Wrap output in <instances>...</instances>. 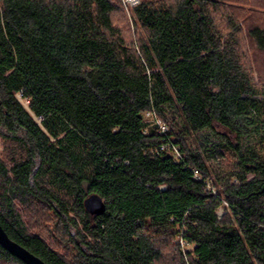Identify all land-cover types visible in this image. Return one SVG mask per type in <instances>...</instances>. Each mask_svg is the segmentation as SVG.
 Returning <instances> with one entry per match:
<instances>
[{
    "label": "trees",
    "instance_id": "obj_1",
    "mask_svg": "<svg viewBox=\"0 0 264 264\" xmlns=\"http://www.w3.org/2000/svg\"><path fill=\"white\" fill-rule=\"evenodd\" d=\"M232 1L251 2L140 0L135 41L114 23L123 0H0V224L13 241L46 264H264V92ZM246 24L264 52V22ZM94 194L99 216L85 209ZM0 262L25 264L1 244Z\"/></svg>",
    "mask_w": 264,
    "mask_h": 264
},
{
    "label": "rangeland",
    "instance_id": "obj_2",
    "mask_svg": "<svg viewBox=\"0 0 264 264\" xmlns=\"http://www.w3.org/2000/svg\"><path fill=\"white\" fill-rule=\"evenodd\" d=\"M129 0H123L124 8L123 10H120L117 12V14L114 15V23L115 25L122 29L123 31H126L129 35H132V37L137 41L138 34L144 36L143 31L140 29V27L137 25L136 20L133 16L132 7L138 5L140 3V0H137L135 5H132V3L128 2ZM229 8L236 10L238 13L241 14L239 18V25H243L244 33L242 35V48L245 50L247 56H248V62L250 63L253 73H254V84L256 88L264 92V52H261L255 48V45L253 42L247 37L246 34V22L248 21H258L261 19L264 22V0H251L249 4H242L240 2L232 1L229 3ZM246 17V21H244V18ZM218 22L221 21L219 24L221 28H224L226 25L225 23L220 19L218 16ZM137 29L138 32H137ZM133 34L135 36H133ZM20 99V97L18 96ZM22 103L26 108L29 107V103L27 100H22ZM0 144L2 146L1 150H3V141L0 140ZM216 164V163H215ZM226 162L223 161V163L219 166L220 169H225L227 167ZM211 166H214V164H210ZM225 215V214H224ZM223 215V216H224ZM222 216V217H223ZM43 221V220H42ZM53 222V220H52ZM50 220H47L46 224L43 228V235L46 238H49L52 234L50 229L54 228L53 223ZM42 226V227H43ZM56 231V229L54 228ZM36 232H40L38 230H34ZM164 242V253L168 260H170L172 257H177L178 255V241L177 238H175L174 241L171 240H163ZM187 249V248H186ZM189 248L187 249V251ZM174 255V256H173ZM0 264H3L0 262Z\"/></svg>",
    "mask_w": 264,
    "mask_h": 264
},
{
    "label": "water",
    "instance_id": "obj_3",
    "mask_svg": "<svg viewBox=\"0 0 264 264\" xmlns=\"http://www.w3.org/2000/svg\"><path fill=\"white\" fill-rule=\"evenodd\" d=\"M85 209L90 215L99 216L106 211V202L97 194L91 195L85 201ZM0 244L10 254L17 257L25 264H46L40 257L30 252L25 247L13 241L0 224Z\"/></svg>",
    "mask_w": 264,
    "mask_h": 264
},
{
    "label": "built area",
    "instance_id": "obj_4",
    "mask_svg": "<svg viewBox=\"0 0 264 264\" xmlns=\"http://www.w3.org/2000/svg\"><path fill=\"white\" fill-rule=\"evenodd\" d=\"M128 2H129V3H132V5H135L136 2H137V0H129ZM19 97L21 98L22 96L19 95ZM147 116H148V117H151V114L148 113ZM157 124H158V126H159V132H160L161 134H165V133L168 131V127H167V125L164 124L161 120H158V121H157ZM161 150H163V151L166 150V146H162V147H161ZM196 176H198V172H196ZM209 188L212 189L211 186H210ZM224 205H225L226 207H228V204L224 203ZM225 213H226V211H225L223 208H221V209L218 211V216H219V218H222V216H223Z\"/></svg>",
    "mask_w": 264,
    "mask_h": 264
}]
</instances>
